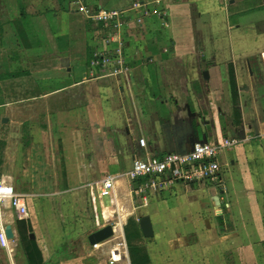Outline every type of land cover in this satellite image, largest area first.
Listing matches in <instances>:
<instances>
[{
	"label": "crops",
	"instance_id": "obj_1",
	"mask_svg": "<svg viewBox=\"0 0 264 264\" xmlns=\"http://www.w3.org/2000/svg\"><path fill=\"white\" fill-rule=\"evenodd\" d=\"M83 8L124 16L108 28ZM90 23L110 29V39H96ZM12 29L22 42L13 54L5 46ZM2 30L0 179L35 213L20 217L0 204V226L14 235L0 264H29L21 233L38 249L35 264H110L103 249L104 260L93 257L87 240L99 225L77 234L60 224L77 214L90 225L82 184L124 172L135 156L186 154L193 142L223 138L240 143L217 156L220 187L177 183L140 209L154 233L146 253L150 264H227L237 252L264 264V0H0ZM117 42L127 66L104 76L90 67L89 79L88 59L112 54ZM116 196L124 222L138 223L141 216L127 215L134 199L126 181ZM50 198L54 214L41 204ZM115 264H131L129 254Z\"/></svg>",
	"mask_w": 264,
	"mask_h": 264
},
{
	"label": "built area",
	"instance_id": "obj_2",
	"mask_svg": "<svg viewBox=\"0 0 264 264\" xmlns=\"http://www.w3.org/2000/svg\"><path fill=\"white\" fill-rule=\"evenodd\" d=\"M133 7L138 8L140 5L135 4ZM81 11L87 19L103 24L106 27H111L114 21L117 22L120 16H124L121 11H89L84 8ZM149 13L147 9L144 10V15ZM153 13H155V10H153ZM117 43L118 49L116 48L112 54L106 55V57H102L101 53L95 54L91 60V68L100 66L106 69L110 64H114L115 67L112 65L110 67L111 71L105 74L114 75L120 73L124 66V61L121 52L122 43ZM239 143L240 141L236 138H223L213 143H195L190 152L186 154L165 153L145 157L135 156L130 167L124 172L106 175L87 186L91 205L96 212L97 206L101 210L102 200L107 199L110 203L109 206L114 207L115 212L119 206L116 196V185L119 181H126L130 185L131 197L140 198L143 202L146 201L148 195L156 196L177 183L187 186L193 183H208L212 187H220L221 179L217 156L222 150L230 149ZM6 201L9 202L11 208L18 216L21 217L27 214L24 196L17 193L12 185L0 179V204ZM103 211L101 210L102 220H104L102 217ZM96 216V224H98L99 217L97 213ZM106 225H110L112 228L111 223H106ZM123 227L122 223V243L127 256ZM6 245L7 238L4 228L0 226V247L5 248ZM92 247L97 248L98 244ZM116 253L112 247L108 256L110 264L120 263L114 257Z\"/></svg>",
	"mask_w": 264,
	"mask_h": 264
},
{
	"label": "rangeland",
	"instance_id": "obj_3",
	"mask_svg": "<svg viewBox=\"0 0 264 264\" xmlns=\"http://www.w3.org/2000/svg\"><path fill=\"white\" fill-rule=\"evenodd\" d=\"M20 4H21V2H20ZM90 25L93 28H95V31H96L95 38L96 39H103V38H105V40L106 39H110V36H108V33L111 31L110 29H107V28L103 27L104 29H107V31H105L104 29H101L99 27V25H95L94 23H90ZM108 28H111V27H108ZM5 30H9V28H6ZM47 30H45V32H47L46 35L49 36V37H51L50 34H49V32ZM4 33L5 32L3 30H2V32H0V34H1L2 37H4L3 36ZM6 33H8V38L11 40V41H8V42L6 41L7 44L5 46H6L7 52L8 51H11L12 54H13L16 51H19L20 49H22V45H21L22 42H21V40H17L16 39V36L13 34V29L11 31H7ZM31 40L33 41V39H31ZM20 53L21 52H19V54ZM95 54H100V51H96L94 53V55ZM94 55H93V58H94ZM2 64L3 63H1L0 66ZM13 64H14V62H13ZM86 64H87V75H88V78L89 79H93V78H90V76H89V73L92 74L90 72V70H89L90 67H91V61L88 59V61H87ZM112 65L115 67L114 64H110L109 67H112ZM124 66H127L126 62L124 63ZM96 68L100 69L102 67L97 66ZM108 70L110 71L109 68L108 69H103L101 71V74L102 75L105 74V72H107ZM102 75H97V77L98 76L100 77ZM93 76L95 77V75H93ZM93 80L95 81L96 79H93ZM36 111L37 110L35 109L34 111H32L30 113V115H32L31 118L34 119V120L36 119ZM29 112H30V110H29ZM49 172H50V174H51V172L55 174V171H44L43 175L46 176V173H49ZM93 182L92 181H89L87 183L84 182L82 184V186L85 185L84 188L87 190V186L89 184L93 183ZM200 184H202V183H200ZM45 198L48 199L49 197H45ZM132 198L134 199V202L132 203L133 207L131 205V208H130L131 212H127V215H128V213H132V215L135 217L136 215L137 216H141L142 213L140 212V209L141 208L142 209L145 208V206L148 203L152 202L155 197L150 194V195L147 196L146 201H144V202L140 198H135V197H132ZM106 201H107V199H106ZM104 202L105 201H103V203ZM107 202L108 203H104V205H103L104 211L102 212V217L104 218V220H102V218H101V210L98 211V217H99V223L98 224H96V221H97L96 217L97 216H96V213H95V211H94V209H93V207L91 205V202H87V207H88L87 208V210H88L87 212H88L89 216H91V219H90L91 220V223H90V225L85 226L84 224H82L81 218H83V217L82 216H79L77 214H75L74 216H70V215L67 216L69 218L67 220V222L60 221V224H61L62 227L65 228V231H67V232L70 231V232H75L77 234H79V233L86 234L87 232H89L91 230L94 231L96 228H98V225L100 226L99 229H101L102 227H104L106 225V223H111L112 229H113V232H114L113 237L110 238V239H108V240H106V241H104V242H102V243H100V244H98V247L97 248H92V249H95L94 251H92V255L95 258H99V259L101 258L102 259L103 257H98L100 255L102 249L104 251H106L108 253V256H109V251L113 247V249H115V251L117 252L116 253V256L114 255L115 259L118 262H124L125 261V263H128V254H129L128 253V247H127V256H126L125 249H124V245L122 243V239H123L122 223L124 222V219H125V216H126V211H125V209L123 207H120V205L118 204L119 206H118L117 210H115V212H114V207H110L109 206V204H110L109 203V200ZM41 204H42V206L44 208L43 210H45L46 213L54 214L55 211L58 212V210L56 209V207H57L56 206L57 199L50 198V200H45V201L41 202ZM28 209H29V213L30 212L35 213V210H34V207L33 206H31ZM28 209H27V211H28ZM63 216L65 217V215H63ZM179 217H180V215H179ZM131 218H133V217L131 216ZM86 219L88 220V218H86ZM161 221H164V219L161 220ZM124 223L126 224L127 221L125 220ZM176 227H180V224L174 225V228L175 229H176ZM189 228H191V227H189ZM168 232H170V231H168ZM178 232H180V231H178ZM159 239L160 240H154V241L160 242V247H161L160 250L163 253V248H165L164 243H166V242L163 241L164 238H162V237H159ZM147 241H148V239H144L143 237H141V238H139V239H137L135 241H132L130 244L139 247L141 249V251L144 252V251H146V247L147 246H146L145 243H147ZM154 241H150L149 240V243L155 244L156 242H154ZM125 243L127 245L126 240H125ZM239 253H241V252L239 251ZM102 260H104V258ZM245 260H246V258L244 256H242V255L239 256V254L237 252L236 253V259L233 260V257H231L230 259H227V264H261L260 257L259 256H256V254L255 255H252L250 257V259H249L250 262L248 260V263H245ZM171 263H173V264H180L181 263L180 257H179L178 260H174L173 259V261H171Z\"/></svg>",
	"mask_w": 264,
	"mask_h": 264
},
{
	"label": "trees",
	"instance_id": "obj_4",
	"mask_svg": "<svg viewBox=\"0 0 264 264\" xmlns=\"http://www.w3.org/2000/svg\"><path fill=\"white\" fill-rule=\"evenodd\" d=\"M230 88H231V92L233 94V103H234V108L235 110H237L236 107V93H235V80L233 75L230 73ZM22 221H18L17 225L18 227L21 226ZM26 234V233H25ZM124 236H125V240L127 242V247H128V253H129V259L131 264H150V260L149 257L146 253V251L142 252L141 249L137 246L131 245L130 243L132 241H135L139 238L142 237V233L139 230V226L138 223L133 220V219H129L127 221V224L124 228ZM24 242L23 248L24 251L26 253V256L28 258V262L29 264H35L36 261H34V254L38 253V249L35 245V243L31 240L28 239L27 234L25 236L22 235L21 233V242ZM42 263V261H39V263Z\"/></svg>",
	"mask_w": 264,
	"mask_h": 264
},
{
	"label": "water",
	"instance_id": "obj_5",
	"mask_svg": "<svg viewBox=\"0 0 264 264\" xmlns=\"http://www.w3.org/2000/svg\"><path fill=\"white\" fill-rule=\"evenodd\" d=\"M203 76H204L205 79L208 78V74L206 72L203 73ZM205 142L206 141L193 142L192 146L195 143H205ZM192 146H191V149H192ZM168 153H172V152H168ZM138 226H139V230L141 231L142 236H143L144 239H151V238L154 237L152 223H151V220H150L149 216L145 215V216L139 217L138 218ZM4 232H5L6 238L8 240H11L14 237L10 226H6L4 228ZM112 236H113V232H112L111 226L110 225H106V226L102 227L101 229L91 233L87 237V240H88V243L91 246H94L95 244H100V243L110 239ZM29 238L33 239V235L30 234Z\"/></svg>",
	"mask_w": 264,
	"mask_h": 264
},
{
	"label": "bare ground",
	"instance_id": "obj_6",
	"mask_svg": "<svg viewBox=\"0 0 264 264\" xmlns=\"http://www.w3.org/2000/svg\"><path fill=\"white\" fill-rule=\"evenodd\" d=\"M112 232H113V229H112ZM113 235H114V232H113Z\"/></svg>",
	"mask_w": 264,
	"mask_h": 264
}]
</instances>
